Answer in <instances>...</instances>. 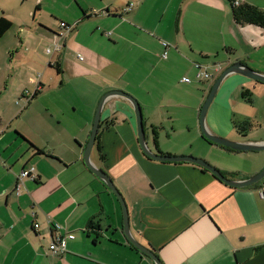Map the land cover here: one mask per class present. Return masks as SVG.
Wrapping results in <instances>:
<instances>
[{"label":"crops","instance_id":"1","mask_svg":"<svg viewBox=\"0 0 264 264\" xmlns=\"http://www.w3.org/2000/svg\"><path fill=\"white\" fill-rule=\"evenodd\" d=\"M239 1L264 9V0ZM130 2L113 14L115 24L109 34L112 46L116 50L123 47L128 56H97L95 49L76 42L77 34L70 41L73 31L62 41L61 51L49 59L23 55L21 59L32 74L40 71L36 77L26 76V84L20 78L13 84L18 77L14 59L10 74L0 71V264H155L131 247L122 231L116 196L84 164L88 140L84 135L95 108H89L91 119L86 118L79 132L67 129L68 134L59 140L54 136L39 143L33 133L39 134L44 124L35 123L30 130L21 125L20 118L29 111L30 103L61 80L59 86L64 85V77L94 80L100 87L96 102L110 90L131 95L141 107L145 143L153 153L201 158L237 181L255 176L264 167V151L229 152L199 134V151H165L159 135L174 119L172 106L189 110L197 131L201 104L227 66L240 62L264 75V28L237 26L223 0H169L155 24L141 21L143 6L134 5L126 11ZM176 13V34H171L170 18ZM161 23L166 24V34L159 29ZM216 24L217 32L200 31L201 26ZM146 25L155 32L160 30L161 41L154 38L153 43L148 34H142ZM47 41L53 42V38ZM161 42L169 50L168 57L160 55L164 49ZM195 63L220 67L219 72L212 67L214 77L206 89L183 84L186 75L196 72ZM55 64L60 73L50 66ZM174 68L181 73L175 89L182 92L170 95L165 91L171 88ZM36 89V96L27 100ZM244 90L252 94L251 104L242 98ZM216 95L205 119L209 133L233 141L264 142L263 83L230 74ZM14 100L19 104L23 101L25 106L13 109L12 104L17 105ZM100 121L103 159L95 141L90 162L107 174L121 194L131 235L152 249L161 264H264V178L251 186L234 188L195 164L147 157L138 144L134 111L120 97L105 101ZM243 121L251 122L252 128L241 134L235 123ZM152 127L158 128V148L152 142ZM29 167L34 168L36 180L24 179L16 195L17 176ZM35 223L38 229H34ZM90 224L96 226V233L88 229ZM54 225L61 226L58 233L62 235H74L62 257L48 250L56 233Z\"/></svg>","mask_w":264,"mask_h":264},{"label":"rangeland","instance_id":"2","mask_svg":"<svg viewBox=\"0 0 264 264\" xmlns=\"http://www.w3.org/2000/svg\"><path fill=\"white\" fill-rule=\"evenodd\" d=\"M183 1L184 0H182V2ZM223 1L226 2L225 0ZM128 2L138 7L143 6L140 19L142 22H147V24H155L157 20L160 22V12L166 9L167 5L170 3L169 0H0V15L3 12V17L12 23L9 32L0 41V71L4 74H10V62L14 59L12 64L18 75L14 82L13 79L11 81L14 85L18 84V78L21 79V82L26 84V76H38L40 71L32 74V71L28 70L30 68L29 65L25 64L21 58L23 55L29 56L33 54L40 59H49L55 55L54 53H46L47 49L53 48L54 39L56 42L62 43L64 38L69 36V33H65L60 27L61 21L67 23L69 26L78 24L75 31L71 33L70 41L75 34H77L76 36L78 37L76 42L95 49L97 56L110 57L113 59H116V57L128 56V53H126L123 47L116 50V47L114 48V46H112V38L109 34L115 23L111 21L113 20L111 16L104 17L102 14V12L107 9L110 15H116L119 9L125 8ZM92 13H97V16H88ZM84 14H87V16L84 17ZM117 16L119 15L117 14ZM170 19L173 22V28H171L170 32L171 34H176L174 24L177 20V13ZM123 20L127 21V18ZM168 20L169 16L165 18V22L167 23ZM137 22L138 21H136V23ZM165 26L166 24L161 23L159 29H163ZM142 29L144 30L142 34H148L150 36L148 37L153 43L155 39L157 42L161 41L160 39L162 38L160 36L162 34L160 30L155 32L154 28H149L147 25L143 26ZM211 29L217 32V24L210 27H200V31L203 32L210 31ZM163 32L166 34L165 29H163ZM54 34L59 37L54 38ZM49 38H53V42H48L47 39ZM19 39L21 40L19 41ZM161 43L164 49L161 50L160 55L163 57V55L166 54L165 57H168L169 50L166 51V46H164L163 42ZM16 52H18V55H15ZM215 59L217 61L218 58ZM173 66L175 67L174 64ZM212 67L211 65L209 66L208 70L210 72L212 71ZM32 68L34 67L32 66ZM174 69L172 70V78L169 83V87L171 88L165 91L166 93H170V95L182 92L175 89L177 87V75L181 73L179 69ZM195 73L194 71L191 75H186L184 79H186L187 82L183 81V84L187 86L195 85L200 89H206V84L211 79L202 80L201 82L195 78ZM63 79L64 85L59 86V84L62 83L61 80L53 88L48 89L45 94L38 96L30 103L32 106L24 115V118H20L21 125L28 130H30L35 123L44 124L39 134L33 133L39 143H42L43 140L49 141V139L51 140L54 136L59 140L63 138L65 134H68L66 132L67 129H69V132L70 130L79 132L86 118L91 119V110L89 108L92 107L96 109L97 107L98 101L96 102L95 98L100 90L99 84L97 85L94 80L91 78L86 79L85 77L73 78L68 76ZM199 94L201 93H198L200 97ZM196 95L197 92L194 91L192 96L195 98ZM168 100L170 101L169 98ZM214 101L215 97L206 112L205 119ZM16 104L18 106L12 104L13 109H19L25 106L23 101L20 104ZM179 107L180 108L172 106V110L170 109V111L173 113L174 119L164 130L159 131L160 146L165 151L171 150L170 148H176L181 152L195 153L200 150V148L196 146L198 140L197 134L201 136L198 118L195 117L197 118L198 125L196 131V128L193 126V121H190V111L181 106ZM93 118L88 123L87 134L84 135H88V140L92 129ZM147 143L149 147H152L150 142ZM93 152H95L93 154H96L95 149Z\"/></svg>","mask_w":264,"mask_h":264},{"label":"water","instance_id":"3","mask_svg":"<svg viewBox=\"0 0 264 264\" xmlns=\"http://www.w3.org/2000/svg\"><path fill=\"white\" fill-rule=\"evenodd\" d=\"M230 74H239L243 77H246L250 80L257 81L259 83L264 84V75L260 74L254 70H252L250 67L243 65L240 62H235L229 66H227L225 69H223L218 77L213 82L208 95L203 102L202 106L199 109L198 114V121L199 126L201 130V135L209 142L216 144L217 146H223L226 148H229L236 152H261L264 151V142H242V141H233L228 140L222 137H218L216 135H213L209 133L205 126V115L206 112L213 100V98L216 96L217 91L224 80L225 77H227ZM111 97H120L128 102V104L132 107L135 115V123H136V135L138 144L140 146L141 151L144 155L147 157L160 161V162H188L195 164L208 172H210L215 178H217L219 181L223 182L224 184L234 187V188H243L251 186L260 180L264 178V167L260 172H258L255 176L246 179V180H231L228 179L222 172H220L218 169H216L214 166L206 162L205 160L201 158H196L192 156H166V155H160L159 153H153L146 145L145 143V133H144V125H143V115L141 112V107L139 103L129 94L121 91V90H110L106 93H104L98 103L97 107L94 112V118L92 123V129L90 132L89 140L84 148L83 151V161L85 166L92 172L97 178L101 179L109 188V190L116 196L120 206H121V212H122V231L124 236L126 237L127 241L136 248L139 252L144 254L145 256L149 257L155 264H161L159 258L157 255L148 247L143 246L140 244L135 238L131 235L130 229H129V220H128V212L126 204L117 190V188L114 186L111 179L107 176L105 172L102 170H99L95 168L91 162H90V153L91 150L95 144L96 136L98 133V129L100 126V117L103 105L105 101Z\"/></svg>","mask_w":264,"mask_h":264},{"label":"trees","instance_id":"4","mask_svg":"<svg viewBox=\"0 0 264 264\" xmlns=\"http://www.w3.org/2000/svg\"><path fill=\"white\" fill-rule=\"evenodd\" d=\"M226 1L228 3L229 9H230L233 22L237 26L253 25V26H257L259 28H264V9L258 8V7L254 6V5H251V4L246 3V2H240L239 0H226ZM236 1H238L239 4H236ZM102 14L104 16L115 17V15H113V14L110 15L109 14V11L107 9L105 11H103ZM86 16H87V14H84V17H86ZM88 16H97V13H92V14H89ZM60 23H63L66 27L67 26L69 27L68 24H66V23H64L62 21ZM77 25L78 24H75L74 26H71L72 29L70 30V32L75 31ZM11 26H12V23L8 19H6L5 17H3V15H1L0 16V39L2 38V36L7 31L10 30ZM62 30H64V29L62 28ZM57 37H58V35H57ZM50 66L53 67V68H55L56 71L58 73H60V70H59L57 64L50 65ZM38 91L39 90H36L33 93L32 97L30 99H33L36 96V94L38 93ZM241 96H242V98L248 104H251L252 103V94L248 90L242 91ZM107 124L111 125L112 123L109 122ZM235 128L237 129V131H239V133H241V134L243 133L244 134L245 132H247L249 129L252 128V123L249 122V121L237 122V123H235ZM151 133H152V142H153V145L156 148H158V145H159L158 144L159 143L158 142V138H159V136H158V128L152 127ZM201 137L205 141H207L202 135H201ZM95 141L97 142V144H99V133H97V136H96V140ZM207 142L210 143V144H213V143H211L209 141H207ZM214 145H216V144H214ZM219 147H221L222 149L227 150L229 152H236V151H233V150H231L229 148H226V147H223V146H219ZM32 148L34 150H36V153L43 154V151L40 150V149H38V148H36L35 146H32ZM97 150L99 151V157L102 160L103 158H102V154L100 153V144L97 147ZM88 229L91 230V231H94V233H96V231H97L96 226L95 227H92L91 224L88 226ZM131 247L134 250H136L133 246H131Z\"/></svg>","mask_w":264,"mask_h":264},{"label":"built area","instance_id":"5","mask_svg":"<svg viewBox=\"0 0 264 264\" xmlns=\"http://www.w3.org/2000/svg\"><path fill=\"white\" fill-rule=\"evenodd\" d=\"M236 4H239L238 1H236ZM134 7V5L129 4L126 7V11H130L132 10ZM60 27L64 29L65 33H69L70 30L72 29L71 26H65L63 23H60ZM59 37V36H58ZM63 44L59 43V42H55L54 46L52 49H47V54H52V53H56V52H60L62 49ZM166 54L163 55V57H165ZM79 59H82L81 56H79ZM195 68H196V74H195V78L198 80H209L212 78V73L209 72V67L207 65H202L199 63H195L194 64ZM213 68L215 69V71L219 72L220 71V67L218 65H214ZM184 82H187L186 79L183 80ZM38 90V89H36ZM33 94H31L30 96H27V100H30V98L32 97ZM30 97V98H29ZM24 179H30V180H36V176L34 173V168L33 167H29L27 169H22L18 176H17V183H16V187H15V193L16 195H19L20 192V187L23 184V180ZM262 195V194H261ZM263 196V195H262ZM39 228V224L35 223L34 224V229H38ZM54 229L56 231L55 236L52 238L49 246H48V250L49 252L57 257H62L63 255H65L66 253V246H67V242L70 240L74 239V235L70 234V233H66V234H60L58 233L59 230L61 229L60 225H54Z\"/></svg>","mask_w":264,"mask_h":264},{"label":"flooded vegetation","instance_id":"6","mask_svg":"<svg viewBox=\"0 0 264 264\" xmlns=\"http://www.w3.org/2000/svg\"><path fill=\"white\" fill-rule=\"evenodd\" d=\"M214 76H213V74H212V78H213ZM228 179H231L230 177H228V176H226ZM232 180V179H231Z\"/></svg>","mask_w":264,"mask_h":264}]
</instances>
